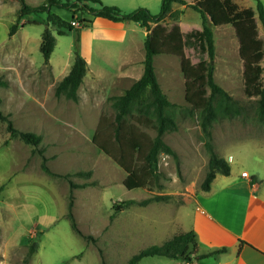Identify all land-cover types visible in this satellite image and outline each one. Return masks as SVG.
<instances>
[{"label": "rangeland", "instance_id": "374dc122", "mask_svg": "<svg viewBox=\"0 0 264 264\" xmlns=\"http://www.w3.org/2000/svg\"><path fill=\"white\" fill-rule=\"evenodd\" d=\"M24 1L32 6L46 2ZM101 1L124 11L144 6L153 14L159 12L161 2ZM233 1L238 8L254 10L257 37L262 39L255 0ZM261 1L264 6V0ZM173 6L182 10V14L176 19L166 18L163 23L172 26L181 18L180 27L186 29L201 24L200 14L190 6L176 2ZM19 8V0H0V110L8 114L16 128L39 134L41 139L36 146L26 143L18 135H12L6 122L0 120V264H21L32 242L37 243V249L28 264H127L138 250L164 238L154 233L152 226L168 222L174 216V208L201 189L209 154L200 127V111L184 95L183 68L199 59L208 62L209 56L207 52L187 48L183 57L162 53L154 59L161 91L171 103L165 109L176 123V128L166 130L162 138L177 154L175 159L160 152L158 174L154 176L143 156L155 135L152 115L140 113L139 104H134L115 132L112 97L123 93L134 81L106 82L87 76L79 84L75 99L56 95L59 80H54L51 66L44 63L39 49L46 12L20 17L16 32L9 36ZM51 12L74 26L58 35L56 25L46 24L55 36L53 61L63 63L68 57L71 64L75 44L80 43L81 27L90 26L87 20L95 16L80 9L72 16V10L59 6H52ZM207 23L213 31L214 57L210 61L214 81L240 106L238 114L224 115L218 111L210 127L211 144L235 172L244 170L252 174L259 169L264 180V123L257 115L258 96L245 92L244 63L235 28L232 24ZM101 44L103 47L93 52L92 65L110 70L118 42L102 40ZM259 63L264 65V60ZM260 79L264 83V71ZM206 88L209 94L210 89ZM142 99V105L152 99L148 88ZM135 140L140 146L132 150L131 143ZM38 149L55 175L41 169ZM114 157L124 160L145 183L136 188L125 187L122 181L127 172ZM154 194L170 197L166 201H152L147 207L130 204L116 212L113 209L122 200H140ZM70 195L78 228L88 237L75 233L70 226L66 216ZM189 207L186 209L190 210ZM191 258L189 264L195 260ZM200 262L205 263V259ZM138 264H185V261L153 255L142 257Z\"/></svg>", "mask_w": 264, "mask_h": 264}, {"label": "trees", "instance_id": "16d2710c", "mask_svg": "<svg viewBox=\"0 0 264 264\" xmlns=\"http://www.w3.org/2000/svg\"><path fill=\"white\" fill-rule=\"evenodd\" d=\"M20 1L17 20L8 31L12 36L18 27L19 18L37 12H46V24L51 22L56 25V33L63 35L67 31L74 28L70 21L63 19L59 15L51 12L52 6H59L72 10V16H75L77 10H85L92 16H101L112 21L130 20L138 22L145 30L143 39L144 59L143 72L141 76L135 80L123 93L113 98L112 105L115 110L114 119L117 123L115 132H118L121 119L130 112L134 104L138 105L140 113L150 114L155 121V135L145 149L144 158L148 165V169L152 175L157 176L158 154L164 152L177 159L176 152L162 138L166 130H174L176 123L174 119L167 113L165 107L170 105V101L161 91L160 85L156 77L154 67V57L156 55L167 53L184 56V50L187 48L198 49L200 52H207L209 59L214 57V40L211 25L232 24L235 28L239 40V53L243 59L244 69V86L248 95H257V115L260 121L264 123V83L260 79L261 72L264 71V65L259 60H264V36L262 39L257 37V24L255 22V12L251 8H238L233 0H161L160 10L157 14H153L148 8L139 6L131 11H124L114 4H104L101 0H46L45 3L36 6L29 5L24 0ZM186 4L196 10L201 16V29H191L186 32H180L178 29L168 30L163 24L166 18L176 19L182 13L180 9H173V3ZM257 17L261 23L264 35V6L261 0H255ZM88 23L91 19L87 20ZM45 27L41 33L40 52L43 56L44 63H48L49 57L55 46V36L51 30ZM78 42V38H77ZM205 62L199 59L194 65L183 68V76L185 79L184 95L186 100L193 107L200 111V127L204 134V145L209 154L207 162V171L200 183L201 190H208L211 181L217 172L228 174L230 165L228 161L219 156L213 149L211 144V124L217 117L218 111L224 115L238 114L240 106L231 96L214 81L213 64L211 61ZM86 60L80 55L79 46L76 43L74 48V60L66 75H64L55 86V94H63L73 99L76 98L77 88L82 82L86 72ZM1 82V80H0ZM210 92L207 94V88ZM148 88L152 96L149 102L144 105L142 99L143 91ZM152 107V108H151ZM0 120L6 122L7 130L12 135H18L24 142L33 146L40 142V135L31 131H22L16 128L9 119L8 114L0 110ZM96 134L93 135V139ZM117 137V135H116ZM105 146V145H104ZM140 144L135 140L131 143L132 150L139 148ZM41 156V169L49 174L55 173L46 163V156L42 154V150L38 149ZM115 161L127 172L123 179V185L127 188H136L142 186L145 181L136 176V174L119 158ZM82 174V172H77ZM2 185H0L1 187ZM170 195L154 194L140 200L125 199L117 205H113L116 211L122 210L130 204L144 206L151 201H166ZM73 200L70 195L67 202L66 216L70 221L72 230L84 236L78 228L76 219L72 212ZM88 237V236H84ZM240 244L244 241L240 240ZM37 249V243L29 244L25 256L21 260V264H28L31 256ZM226 247L213 248L207 251H199L196 233L190 229L184 232L174 234L162 243L151 244L134 253L127 264H138L139 260L145 256L162 255L170 258L183 259L185 262L192 259L198 260L212 253L224 251ZM199 264V263H197Z\"/></svg>", "mask_w": 264, "mask_h": 264}, {"label": "crops", "instance_id": "0c3cea01", "mask_svg": "<svg viewBox=\"0 0 264 264\" xmlns=\"http://www.w3.org/2000/svg\"><path fill=\"white\" fill-rule=\"evenodd\" d=\"M181 22L180 18L172 26L163 24L168 30L176 27L180 32L201 29V24L196 23L187 29L180 27ZM144 35L145 30L138 22L112 21L101 16L91 19V25L81 27L79 34V51L87 65L83 79L93 76L106 82L137 80L143 72ZM102 40L118 42L115 59L110 61V70L99 64L92 65L93 52L103 47ZM18 53L23 52L19 49ZM48 64L54 80H60L68 73L72 63L68 64V57L63 63H55L50 54ZM242 171L235 172L230 165L228 174L217 172L208 190L193 192L184 203L174 208V216L168 222L152 226L154 233L164 236L157 244L174 234L192 229L196 233L199 251L226 247L224 251L204 257L203 264H264L263 175L259 169L252 174L246 171L248 176H242ZM188 205L190 210L186 209ZM240 240L244 243L240 244ZM200 260L195 259L191 264H202Z\"/></svg>", "mask_w": 264, "mask_h": 264}, {"label": "built area", "instance_id": "2783aa9c", "mask_svg": "<svg viewBox=\"0 0 264 264\" xmlns=\"http://www.w3.org/2000/svg\"><path fill=\"white\" fill-rule=\"evenodd\" d=\"M72 23H74V21H73ZM241 175H242V176H248L249 174H248L246 171H242V172H241Z\"/></svg>", "mask_w": 264, "mask_h": 264}]
</instances>
